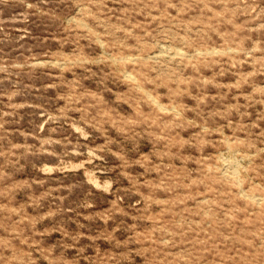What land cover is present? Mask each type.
<instances>
[{
    "label": "rangeland",
    "instance_id": "obj_1",
    "mask_svg": "<svg viewBox=\"0 0 264 264\" xmlns=\"http://www.w3.org/2000/svg\"><path fill=\"white\" fill-rule=\"evenodd\" d=\"M0 264H264V0H0Z\"/></svg>",
    "mask_w": 264,
    "mask_h": 264
},
{
    "label": "bare ground",
    "instance_id": "obj_2",
    "mask_svg": "<svg viewBox=\"0 0 264 264\" xmlns=\"http://www.w3.org/2000/svg\"><path fill=\"white\" fill-rule=\"evenodd\" d=\"M135 80H136V78H135Z\"/></svg>",
    "mask_w": 264,
    "mask_h": 264
}]
</instances>
